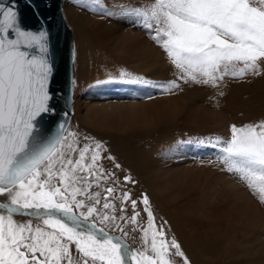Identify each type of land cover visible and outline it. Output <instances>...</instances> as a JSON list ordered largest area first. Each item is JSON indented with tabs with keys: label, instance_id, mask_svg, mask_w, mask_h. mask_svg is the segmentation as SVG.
<instances>
[{
	"label": "snow or ice",
	"instance_id": "obj_1",
	"mask_svg": "<svg viewBox=\"0 0 264 264\" xmlns=\"http://www.w3.org/2000/svg\"><path fill=\"white\" fill-rule=\"evenodd\" d=\"M79 2L104 10L103 0ZM126 15L152 33L184 83L219 87L227 76L260 74L264 0H155L150 8L126 10ZM48 37L43 29H23L14 7L0 4V196L8 198L0 202V264H174L171 256L190 264L176 239L167 240L163 225L155 226L147 195L141 201L148 217L141 248L133 251L121 236L112 235L119 231L127 237L124 225H137L139 213L127 192L121 203L131 202L130 217L116 215L111 203L115 188L105 189L103 204L100 192L91 191L93 182L100 187L115 175L105 173L100 163L103 145L74 148L67 143L65 124L55 134L43 128L42 121L53 111ZM155 86L169 93L181 87L176 80ZM231 133L230 140L217 139L208 146L219 149L222 170L237 175L264 202V122L233 125ZM125 181L133 182L131 177ZM15 215L32 216L42 224L18 222Z\"/></svg>",
	"mask_w": 264,
	"mask_h": 264
},
{
	"label": "bare ground",
	"instance_id": "obj_2",
	"mask_svg": "<svg viewBox=\"0 0 264 264\" xmlns=\"http://www.w3.org/2000/svg\"><path fill=\"white\" fill-rule=\"evenodd\" d=\"M77 3H79V0H70L67 4V15L69 17L67 21L71 28L73 27L74 90L75 86L82 90L91 83L90 81L91 79L93 80L95 72L110 67V50L113 49V45L121 43L122 37H118L117 33V29L120 28L119 21H115V18L112 19L113 17L106 15L105 22L99 24L91 16L96 11L90 10L89 14L84 15L81 11L84 9L78 6ZM86 10L88 11V9ZM87 96H90V93L85 94L80 107L83 114V123L87 124L88 127L79 126L73 115L66 132L67 143L72 144L74 148L82 147L85 143L94 144L99 142L103 145V159L100 163L105 173H114L115 175L112 179L101 181L100 187H96L95 182H93L91 191L100 192L101 204L104 203L105 189L113 187L115 188V198L111 200V203L115 204L116 215H124L125 217L133 215L131 202L121 203L122 194L127 192L126 187L129 185L125 184L124 178L131 177L133 182L130 185L132 187L136 185L135 188L138 191L144 189L147 192L150 208L155 218V226L159 228V226L163 225L167 240L176 239L190 264H232L234 262L232 258L237 259L236 261L239 264L252 262L248 252L249 248L253 246L251 239L254 236L258 238L254 250L255 255H258L259 251L264 248V233L257 231L260 233L254 235L253 224L255 225L258 222L252 220L249 211L242 212L232 209L229 214L226 212L227 210L225 211L226 214H220L219 210L222 209V205L218 199L219 194H216L218 190L215 186L211 187V194L205 193L204 188H202L201 195L192 194V187L202 186L203 181L198 176L199 174L195 173L192 175L193 173L190 174L187 168L186 170L183 168L179 174L176 171L178 168L175 169L177 172L176 176L167 173L169 169L164 166H167L172 160V147H167V149L161 151L162 148L160 146L156 147L154 146L156 144L152 145L149 143V146L147 144L148 147L145 145L147 147L145 154L142 153L141 155L144 148H141L140 145L142 144L136 141L140 127H143L145 136L152 131L155 133L160 123L167 119L164 111L170 109L171 105L176 107L175 109L171 108V110L177 111V108H180L179 103L174 102L172 104L171 100H167L161 106V110L158 108L151 113H146L140 110L141 104L130 105V109L123 107L124 105L115 107L116 105L113 106L109 103L106 105L108 106L107 108L105 105H99L98 103L90 105V103H87ZM261 122H264V115L260 119L253 120L248 125H255ZM68 133H75V136L68 135ZM85 137H88L87 141ZM151 142L156 143L154 141ZM160 151L161 153H159ZM72 156L73 158H78L77 153H72ZM109 156L113 159H108ZM172 158L173 160L176 159L174 156ZM116 164H119L120 167L116 168ZM168 174L171 176H168ZM133 189L134 187L132 188V193L133 191L136 193ZM127 193H129V189ZM130 197L131 200L137 201L135 211L139 213L137 217L138 224L135 226L131 224L124 225L125 230L128 232L127 237H124L119 231H112V233H120L121 238H127L135 248L130 246L125 240L124 242L131 250L135 251L141 248L143 235L141 229L148 226V217L144 211L145 205L141 202L142 193L130 194ZM192 200L194 202H191ZM235 200L237 199L235 198ZM234 201L233 203H235ZM0 202L7 203L8 198L0 196ZM121 208H126V211L122 213L120 211ZM101 211L104 210L101 208ZM14 219L24 223L31 221L34 225L42 224V221L25 215H15ZM117 223H120V221H117ZM106 229L110 231L109 228ZM239 231H243L242 240L238 239ZM150 239L151 231H149ZM73 253L75 254L74 246ZM169 258L174 261V264H183V258L181 257L171 256Z\"/></svg>",
	"mask_w": 264,
	"mask_h": 264
},
{
	"label": "rangeland",
	"instance_id": "obj_3",
	"mask_svg": "<svg viewBox=\"0 0 264 264\" xmlns=\"http://www.w3.org/2000/svg\"><path fill=\"white\" fill-rule=\"evenodd\" d=\"M69 1L66 0L64 3V13L67 20L69 18L67 15V4ZM154 3L155 0H104V10H96L95 14H93L94 12L92 13L91 16L99 24L105 22L106 15L113 17L112 19L115 18V21H119L120 28L117 29V33L118 37L122 38L120 44L113 45V49H109L110 67L95 72L93 80L91 79V83L84 89L81 90L78 86H75L74 119L79 126L88 127L87 124L83 123V114L80 107L82 99L87 93H90V96H87V103H90V105L98 103L99 105H105L107 108L108 106L106 105L109 103L113 106L116 105L115 107L117 105H124L123 107L130 109V105L141 104L140 110L146 113H151L158 108L161 110V106L167 100H171L172 104L174 102L179 103L180 108H177V111H173L176 108L174 105H171L170 109L164 111L167 119L160 123L155 133L152 131L145 136L143 127H140L136 141L142 144L140 145L141 148H144L141 155L142 153L145 154L144 152L149 143L152 145L156 144L154 145L156 147L160 146L162 148L161 151L167 149V147H172L171 156H174L176 159L173 160L171 157L172 160L170 161L171 163H168V167L164 166L169 169L167 173L176 176V171L179 174L183 168H185L184 170L187 168L190 174H199L198 176L203 181L202 186L192 187V194L201 195L202 188H204L205 193L211 194V187L215 186L218 190L216 194H219L218 199L222 205V209H218L220 214H226V212L229 214L232 209L242 212L249 211L252 220L258 222L255 225L253 224L254 235L260 232L264 233V202H261L258 196L253 194L246 183L241 181L237 175L222 170L224 169V165L218 160L221 156L219 149L208 146L210 141L217 139L224 142L230 140L233 125L238 128L244 127L264 115V63L260 64L259 75L250 72L243 79H233L231 76H227L219 84V87L184 83L178 80L179 73L171 63L166 52L152 39V33L143 28L135 17L126 15V10L133 8L148 9ZM77 5L84 10L88 9V11L81 10L84 15L89 14L90 10H92L91 7H85L80 2ZM99 7L97 6L98 9ZM122 73L125 75H121ZM137 79H144L149 81V83L125 82ZM173 80L180 83L181 87L171 93L164 92L160 87L155 86L167 84ZM171 108L173 109L171 110ZM171 169L172 171H170ZM175 169L177 170L175 171ZM169 174L168 176H171ZM124 182L127 185L129 184L126 187L127 192L129 189V194L142 193V196L147 195L144 189L138 191L135 188L136 185H133V190L136 193L134 191L132 193V185L126 182L125 178ZM106 195L107 193H105L104 197ZM233 201L235 203L238 201L237 205ZM191 202L194 201L192 200ZM259 214L263 217H260ZM259 222L262 223L260 224ZM111 234L121 236L120 233L111 232ZM242 237L243 231H239L238 239L242 240ZM122 239L130 246H134L127 238ZM251 240L253 246L249 248L251 251L248 250V252L252 258V262L248 264H264V248H262V251H259L258 255H255L254 250L258 238L254 236ZM232 259L234 260L232 264H239L236 261L237 259Z\"/></svg>",
	"mask_w": 264,
	"mask_h": 264
},
{
	"label": "water",
	"instance_id": "obj_4",
	"mask_svg": "<svg viewBox=\"0 0 264 264\" xmlns=\"http://www.w3.org/2000/svg\"><path fill=\"white\" fill-rule=\"evenodd\" d=\"M4 7H14L25 30L48 32L50 62L53 74L49 82L53 111L42 126L55 134L63 123L68 130L74 115V44L73 32L64 13V0H0ZM35 54V50H32ZM66 134V133H65Z\"/></svg>",
	"mask_w": 264,
	"mask_h": 264
}]
</instances>
